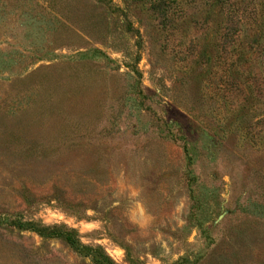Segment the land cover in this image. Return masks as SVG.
I'll return each instance as SVG.
<instances>
[{
  "label": "rangeland",
  "instance_id": "374dc122",
  "mask_svg": "<svg viewBox=\"0 0 264 264\" xmlns=\"http://www.w3.org/2000/svg\"><path fill=\"white\" fill-rule=\"evenodd\" d=\"M0 264H264V0H0Z\"/></svg>",
  "mask_w": 264,
  "mask_h": 264
},
{
  "label": "trees",
  "instance_id": "16d2710c",
  "mask_svg": "<svg viewBox=\"0 0 264 264\" xmlns=\"http://www.w3.org/2000/svg\"><path fill=\"white\" fill-rule=\"evenodd\" d=\"M223 1H225V0H223ZM253 40H254V39H253ZM255 41H256V40H255ZM207 60H208V59H207ZM240 102H245V103H247V102H246V99H245V95L241 98ZM241 109H242V107H240V106L238 105L236 111H237V110H241Z\"/></svg>",
  "mask_w": 264,
  "mask_h": 264
}]
</instances>
